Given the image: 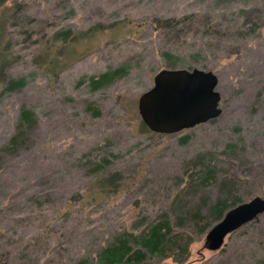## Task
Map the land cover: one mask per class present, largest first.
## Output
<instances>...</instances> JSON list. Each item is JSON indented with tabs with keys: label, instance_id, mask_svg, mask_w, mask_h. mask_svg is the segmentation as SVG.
<instances>
[{
	"label": "rangeland",
	"instance_id": "obj_1",
	"mask_svg": "<svg viewBox=\"0 0 264 264\" xmlns=\"http://www.w3.org/2000/svg\"><path fill=\"white\" fill-rule=\"evenodd\" d=\"M2 48L0 264H104L161 219L168 248L139 264H264V212L205 246L214 203L264 192V0H0ZM179 68L216 75L221 112L155 134L137 100Z\"/></svg>",
	"mask_w": 264,
	"mask_h": 264
},
{
	"label": "water",
	"instance_id": "obj_2",
	"mask_svg": "<svg viewBox=\"0 0 264 264\" xmlns=\"http://www.w3.org/2000/svg\"><path fill=\"white\" fill-rule=\"evenodd\" d=\"M217 77L209 70L162 69L137 100L142 122L153 132L174 133L217 117L220 94ZM264 212V192L224 212L205 235V246L217 249L224 237Z\"/></svg>",
	"mask_w": 264,
	"mask_h": 264
},
{
	"label": "trees",
	"instance_id": "obj_3",
	"mask_svg": "<svg viewBox=\"0 0 264 264\" xmlns=\"http://www.w3.org/2000/svg\"><path fill=\"white\" fill-rule=\"evenodd\" d=\"M176 21L173 20H165L162 22H156V26L165 25L170 26L173 25ZM61 44L67 43L70 37V31L65 30L59 33ZM3 56L0 60V83H7V80L4 75V69L9 63V58H7V51L2 48ZM6 54V55H5ZM49 63L50 66H54L58 62V56L56 54L50 55ZM57 72V71H56ZM56 72L52 71L49 73L52 76H56ZM120 70H115L112 73H106L101 75L97 81L101 78L103 81L98 85H102L110 80H112L115 76L119 74ZM48 74V73H47ZM19 85V82H10L8 81L7 87L14 88ZM28 115V114H26ZM27 119V118H26ZM25 119V120H26ZM143 123V122H142ZM144 126H146L143 123ZM147 127V126H146ZM148 128V127H147ZM149 129V128H148ZM150 130V129H149ZM151 131V130H150ZM153 132V131H151ZM155 134H162L156 133ZM124 177L116 171H112L106 174H102L95 179L94 184L98 187L103 194L106 196L107 194L117 192L123 186ZM241 203V202H240ZM238 204V203H237ZM236 205V204H235ZM232 204V206H235ZM229 206L226 205L225 201H218L214 203L210 208V213L215 215L217 218L222 217L225 211H227ZM168 227L167 222L164 219H161L155 223L149 225L145 231V233L139 238H128L125 236L124 238H119L114 245L108 247L109 255L107 256L104 264H139L144 259L146 254L149 255H163L164 249L168 248ZM167 242V243H166ZM170 244V243H169Z\"/></svg>",
	"mask_w": 264,
	"mask_h": 264
}]
</instances>
